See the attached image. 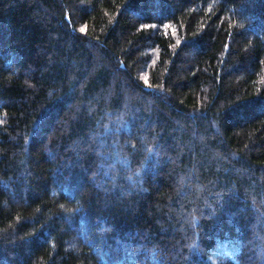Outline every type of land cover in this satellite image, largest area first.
I'll use <instances>...</instances> for the list:
<instances>
[{"label":"trees","instance_id":"1","mask_svg":"<svg viewBox=\"0 0 264 264\" xmlns=\"http://www.w3.org/2000/svg\"><path fill=\"white\" fill-rule=\"evenodd\" d=\"M0 264H264V0H0Z\"/></svg>","mask_w":264,"mask_h":264}]
</instances>
